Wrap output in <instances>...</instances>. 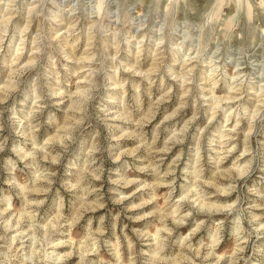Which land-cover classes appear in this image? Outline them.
I'll return each instance as SVG.
<instances>
[{
	"label": "clouds",
	"instance_id": "9594fccd",
	"mask_svg": "<svg viewBox=\"0 0 264 264\" xmlns=\"http://www.w3.org/2000/svg\"><path fill=\"white\" fill-rule=\"evenodd\" d=\"M0 264H264V0H0Z\"/></svg>",
	"mask_w": 264,
	"mask_h": 264
}]
</instances>
